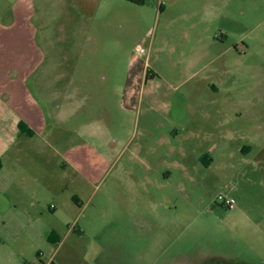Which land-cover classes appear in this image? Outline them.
<instances>
[{"label":"rangeland","instance_id":"374dc122","mask_svg":"<svg viewBox=\"0 0 264 264\" xmlns=\"http://www.w3.org/2000/svg\"><path fill=\"white\" fill-rule=\"evenodd\" d=\"M28 1L12 0L10 12L8 0H0V17L23 16L30 9ZM204 2L202 15L181 10L170 17L169 8L157 13L158 0H146L143 6L114 0L110 22L100 23L98 13V23L78 32L75 45L52 25L50 36L59 51L47 59L38 57V64L61 65L66 81L96 82L79 90V113L71 124L80 134L95 135L91 143L110 160V171L104 174L109 178L98 195L116 178L128 182L122 183L125 191L136 192L145 173L144 158L151 157L161 170L168 168L165 163L178 164L175 177L159 188L169 198L162 204L170 209L162 207L160 228L146 229L139 247L122 243L114 230L118 227L81 235L72 224L71 234L65 229L59 238L52 235L53 264H83L92 256L106 258V264H136L140 258L143 264H210L208 256L237 242L235 211L224 208L218 197L237 195L246 206L257 193L253 199L264 204V168L256 167L264 161V0ZM35 11L41 16L39 7ZM12 31L21 33L23 25ZM214 38L224 43L220 46ZM24 42L19 38L15 46L23 49ZM24 58L23 50L0 56V149L7 157L12 150L13 92L23 90L30 79ZM192 63L195 68L189 70ZM227 66L233 67L234 82L218 90L207 86L217 84L218 73L219 80H227ZM53 74L37 76L50 80ZM182 166L188 168L187 176ZM170 217L175 226L169 228Z\"/></svg>","mask_w":264,"mask_h":264},{"label":"crops","instance_id":"0c3cea01","mask_svg":"<svg viewBox=\"0 0 264 264\" xmlns=\"http://www.w3.org/2000/svg\"><path fill=\"white\" fill-rule=\"evenodd\" d=\"M113 1L39 0L35 5L33 0H29L28 5L33 9L31 15L30 9H25L23 16H12L11 13L5 21L0 17L4 30L0 31V56L12 57L23 50V67L30 75V79L21 87L23 90L13 92L12 96V150L7 157L8 153L2 154L0 149V264H53L56 252V238L53 236L58 237L65 229L66 235L71 234L72 224L73 230L78 229L81 235H90L92 230L99 227L103 230L118 227L114 230L120 232L122 243L131 241L135 247H139L146 229L152 231L160 228L162 207L170 209L167 203L162 204L169 198L161 194L159 188L175 177L178 164L165 163L168 168L161 170L158 164H151V157L142 161L145 173L137 183L136 192L125 191L122 183L127 185L128 182L116 178L107 185L101 196L98 195L109 178L108 174H104L110 171V160L105 151L98 152L94 140L91 143L95 135L80 134L71 124L75 123L79 113L75 103L79 90L94 87L96 82L66 81L61 74L65 71L61 65L46 61L38 64L37 61L38 57L47 59L59 51V43L54 44L50 36L52 25L58 26L62 39L67 38L75 45L78 32L92 29L98 23V13L100 23L110 22ZM8 2L10 11L12 0ZM167 2L165 4L164 0H158L157 13L163 14L169 8L170 17L181 10H190L199 16L204 13L203 7L207 4L204 0ZM35 7H39L41 16L36 15ZM14 25H23V31L13 33ZM196 35L201 38L203 34ZM22 37L24 47L18 49L15 42ZM214 39L220 46L224 43L221 38ZM188 68L193 69L195 65L192 63ZM77 70L72 71L77 73ZM38 72L54 74L50 80L45 76L40 79ZM223 73L229 76L227 80H219L218 73L217 84L208 82L207 86L218 90L234 82L233 67L227 66ZM123 94L127 97L128 91H123ZM86 134L88 136L84 138ZM248 151L251 153L249 148ZM209 160L207 166L212 167L214 156ZM256 163L258 171L264 168V161ZM182 167L187 176L188 168ZM253 195L246 206H243L239 196H231L237 201L232 216L238 223L233 234L237 242L232 248L227 247L217 255L208 256L210 264H264V204L253 199L257 193ZM172 226L175 225L170 217L168 227ZM102 246L106 247V242H102ZM84 259L83 264H106V258L92 256ZM144 260L140 258L136 264H143ZM188 263L194 264L192 260Z\"/></svg>","mask_w":264,"mask_h":264},{"label":"built area","instance_id":"2783aa9c","mask_svg":"<svg viewBox=\"0 0 264 264\" xmlns=\"http://www.w3.org/2000/svg\"><path fill=\"white\" fill-rule=\"evenodd\" d=\"M218 201L224 208L229 210H234L236 208V202L230 196L220 195Z\"/></svg>","mask_w":264,"mask_h":264},{"label":"trees","instance_id":"16d2710c","mask_svg":"<svg viewBox=\"0 0 264 264\" xmlns=\"http://www.w3.org/2000/svg\"><path fill=\"white\" fill-rule=\"evenodd\" d=\"M126 1L138 6H143L146 3V0H126ZM221 264H232V263L221 262ZM234 264H245V263H234Z\"/></svg>","mask_w":264,"mask_h":264}]
</instances>
